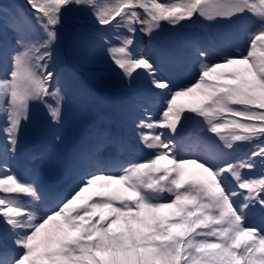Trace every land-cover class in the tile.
<instances>
[{"label":"snow or ice","instance_id":"6c2138e0","mask_svg":"<svg viewBox=\"0 0 264 264\" xmlns=\"http://www.w3.org/2000/svg\"><path fill=\"white\" fill-rule=\"evenodd\" d=\"M74 14L86 22L80 54L94 55L99 41L122 80L142 90L130 111L149 154L82 157L75 187L46 197L11 164L34 103L60 120L54 46ZM0 15V264H264V0H23ZM195 17L233 25L226 42L236 51L211 61L192 45L198 78L174 87L136 33ZM197 91L198 104H177Z\"/></svg>","mask_w":264,"mask_h":264},{"label":"rangeland","instance_id":"374dc122","mask_svg":"<svg viewBox=\"0 0 264 264\" xmlns=\"http://www.w3.org/2000/svg\"><path fill=\"white\" fill-rule=\"evenodd\" d=\"M11 1H14V0H0V2H11ZM21 1L23 2V0H20V2ZM2 25H3V18H2V15H0V26L2 27ZM11 36H12V34H11ZM163 42L164 41H159L160 44H162ZM147 44L151 45L152 43L149 42ZM157 53H158V50L153 52V53L148 52V56L152 55L153 57H155L157 55ZM66 58L69 59L70 56L69 57L64 56V59H66ZM97 58H99V56H97ZM55 61H57V60H55V58H54L53 62H55ZM59 62L62 63L61 60H59ZM88 64H90L91 66L84 67L85 68L84 77H81L78 79L76 78V81H75L76 84L87 85V83L90 82L89 75L91 73L95 72L96 69L100 70L105 75H110V72L108 70V66L103 65L101 67L100 66L96 67V65H95L96 63H88ZM159 68H160L161 72L163 73V67H159ZM127 85L128 84L125 81H123L118 86L119 87H128ZM67 89H69V88H67ZM117 89H119V88H117ZM63 94H66L67 96H69L72 94V90L71 89L67 90ZM188 99H189V96L180 97V98H178L177 104H182V105L187 106L188 104H191L187 101ZM85 102L86 101H85L84 96H81V97L76 96L75 101L71 104H67L66 102H63L62 103V110L65 113V110H68L72 106L79 108L81 105H84ZM36 108H37V103H34L31 107V111H30V118H31V122H32L31 126H36L37 124H39L37 132H38V134H40L43 131V129L41 128L42 123H41L40 119L44 116V113L40 112L39 115H37V119H36V117L33 118L32 116H33L34 112L36 111ZM45 109L47 110L46 107H45ZM45 122H46V120H44V123H43L44 126L43 127H46V126H48V124L53 123V121H50L49 123H45ZM28 125H30V120L26 121L22 125L21 133H20V141H23L24 136H26L27 133L31 132V128H29ZM32 131L35 132V129L32 128ZM89 132H90V130L88 129L87 125H82L81 129H79L78 127H75L73 125H70L68 130L64 129L63 137H62V143L66 149H69L71 145L77 144L78 139L82 135H89ZM42 147L44 149V153H43L42 158L35 165L32 164L30 170H27L23 164V162L25 161V158L21 157V154H23V152H20L18 155H16L14 162H13L11 167H12V170L22 180L29 181V182L35 181L40 186L41 191L43 193L45 183H47L53 179L54 173L58 172L61 168H64V167L68 168L70 166V162L73 161L76 157L74 155L67 154V158L69 159V161H64L63 158L58 157L60 155L59 153L54 154L52 152V150H51L52 147L45 148L44 145H42ZM53 148H55V150H58L60 152L66 153L65 150L61 149L59 146L54 145ZM18 150H19V147H18ZM78 155H79V153L77 152V156Z\"/></svg>","mask_w":264,"mask_h":264}]
</instances>
